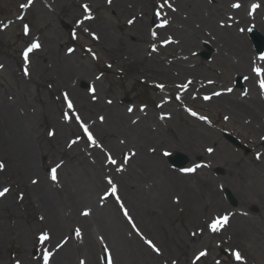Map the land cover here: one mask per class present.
Returning a JSON list of instances; mask_svg holds the SVG:
<instances>
[{
	"label": "rangeland",
	"instance_id": "1",
	"mask_svg": "<svg viewBox=\"0 0 264 264\" xmlns=\"http://www.w3.org/2000/svg\"><path fill=\"white\" fill-rule=\"evenodd\" d=\"M225 1L227 14L241 17L238 10L245 8L250 16L236 25L241 44L216 33L195 38L177 31L186 25L191 2L180 10L175 0H139L123 11L114 0H0V191L8 189L0 197V264H46L51 258L52 230L33 192L42 177L58 190L69 226L65 247L75 264H87L92 239L100 242L102 264L124 260L100 230L87 233L88 211H80L83 205L64 184L76 171L91 184L93 178L106 181L95 195L101 207L115 185L113 210L138 242L156 248L159 264H264V137L215 99L229 90L233 97L254 96L264 110V76L254 71L264 70V55L249 33L255 27L264 36L255 21L264 20V0H256L254 10V0ZM33 43L40 47L25 60ZM242 64L248 69L238 71ZM137 136L145 137L143 155L126 144ZM180 142L188 154L176 150ZM115 143L126 146L115 150ZM177 153L187 158L182 169L170 161ZM27 159L36 172L27 170ZM134 199L143 205L139 222L130 213ZM225 215L228 222L213 232V221ZM44 234L48 239L41 242ZM130 246L137 263L146 264L140 244ZM200 252L206 255L197 259Z\"/></svg>",
	"mask_w": 264,
	"mask_h": 264
},
{
	"label": "bare ground",
	"instance_id": "2",
	"mask_svg": "<svg viewBox=\"0 0 264 264\" xmlns=\"http://www.w3.org/2000/svg\"><path fill=\"white\" fill-rule=\"evenodd\" d=\"M180 4V10L186 9L191 2L193 5V10L190 11V16L186 18V25L183 24L181 29L176 28L177 31H180V33H187L192 37L197 38L199 35L204 36L206 38H211V36L216 33L219 34L220 38L223 39H231L234 43H240L241 44V35L236 30V25L238 24V21H249L250 16H247L245 8L239 9L238 14L241 17L231 16L227 14V10L223 6H228L226 4L225 0H175ZM115 9L117 10H123V11H129L132 10V8L138 7L140 5L139 0H114ZM254 2H257L254 0L251 4L253 6L255 5ZM256 10V14H257ZM255 14V15H256ZM147 17L151 16L150 12H146ZM179 16V14H178ZM152 17V16H151ZM180 17V16H179ZM206 17V18H205ZM238 18V19H237ZM258 18V15H257ZM209 22H207V21ZM230 20H233L230 21ZM146 19L142 20V24L144 27H146ZM202 24V27H199V23ZM255 21L264 28V20L257 21L255 17ZM204 27H207L208 30L203 29ZM188 36V35H186ZM200 36V37H201ZM199 37V38H200ZM243 49L246 50L247 56L249 59L252 58L251 49L246 43L244 42ZM249 54V55H248ZM256 57V56H255ZM238 71H244L243 69H248V65L244 66L237 65ZM236 66V68H237ZM202 78V77H199ZM198 80V79H197ZM66 81V78H65ZM199 86L205 87V84L203 81L199 83ZM200 87V88H201ZM231 91L229 90L223 91L222 95L219 97H216L218 103H225L228 105L232 112L236 115L237 118L242 119L243 121H246L248 125L251 126L253 131L257 134H260L264 137V110L263 107L261 108L260 101L252 97H245L241 98L239 96H231ZM122 119H125L123 117ZM24 128V126H23ZM134 136V135H133ZM143 142H145L144 136H137V140H133L132 137H130V140L126 142V144H133L136 146L135 149L140 150V154L143 155L145 150V145H141ZM126 144H118L115 143L114 147L115 150H121L126 146ZM179 147H176V150L183 151L184 153L188 154L187 144L179 143ZM136 151V150H135ZM125 154V152H124ZM135 156V154H134ZM127 158L128 161L133 160V156H129V154L125 155V159ZM27 170L30 172H36L37 171V165L35 162H31L27 159L26 162ZM112 165V164H111ZM103 166L98 167V169L102 172ZM146 172V171H145ZM178 175L183 179L185 176L181 173ZM191 172V171H190ZM188 173V175L190 174ZM82 173H79V171H76L75 174H71L67 176V179L65 180V185L67 184L68 187H66L69 190V194L71 196H74L78 201L79 204L82 206L80 209L81 212L84 210H87L88 213L86 216L89 215V217H85L83 219L84 222H88L86 226V231L90 235V237H93L95 235L96 229L100 230V233L104 235V237L109 241V243L112 245L114 249H116L117 253L123 257L124 260L120 261V264H138L136 261V258L132 255L131 250L133 247L130 246L131 242H135L136 244H140L141 251L140 253V259L144 260L145 263L149 264H159L160 263V256L159 252L156 251V248L154 246L153 249L146 248L147 246H143V243L138 242L136 240L139 239V235H135V232H131L126 227V223L117 215V213L113 210L114 206L113 204L116 202V196L111 195V199H108V202L101 207V205L98 203L101 201L97 199L95 201V195L98 189H100L101 186L106 184V181L102 180V177H100L99 182L97 179L93 178L92 184L88 181H84L82 178ZM68 177H73L77 179L75 182H69ZM105 179V178H104ZM41 182L35 186L34 191L37 195V199L40 202V209L43 211L44 215L46 216V219H48V224L50 225V228L52 230V237L49 239V242H52V253L51 258L49 259V262L46 264H75V257L72 252L70 253L67 249L69 247H65V245L70 246V240H66L67 235H63L66 233V229H68L69 226L66 225V218H65V210L62 209L61 204L59 203V200L55 197V192L58 190H53L50 181L46 178L42 177L40 179ZM186 187L189 189L194 188L193 185L190 183H186ZM230 187V186H228ZM231 188V187H230ZM139 190L138 186L134 185V190ZM232 191L234 195H238L236 189L234 186H232ZM157 199V198H156ZM135 200V199H134ZM106 206V207H105ZM111 206V207H110ZM141 200H135V202H132V208L130 209V213H134L136 219H138L139 222V216L143 211ZM113 207V208H112ZM111 209V210H110ZM75 214V213H74ZM76 215V214H75ZM77 216V215H76ZM124 217V216H123ZM124 219L127 221V219L124 217ZM229 223H231L229 221ZM98 224L96 227L95 225ZM137 224V221H136ZM138 228L140 227L139 224L136 225ZM60 235H63L64 237L61 238V240L53 245V240H56V238ZM132 236V237H131ZM22 240H24L26 243L28 242V237L22 236ZM30 248H35L34 244H30ZM63 248V249H62ZM100 242L98 240L92 239L90 243V247L88 249V258H87V264H102L100 261ZM105 252V251H104ZM106 253H108L106 251ZM129 253L132 255L130 256ZM28 253H26V256ZM97 257V259H96Z\"/></svg>",
	"mask_w": 264,
	"mask_h": 264
},
{
	"label": "snow or ice",
	"instance_id": "3",
	"mask_svg": "<svg viewBox=\"0 0 264 264\" xmlns=\"http://www.w3.org/2000/svg\"><path fill=\"white\" fill-rule=\"evenodd\" d=\"M168 2V0H165V4ZM240 5H238V4H236V5H233V7H239ZM21 7L22 8H25V7H27V5L25 4V5H21ZM160 7L161 8H163L164 7V4H161L160 5ZM256 7H258V5H254L253 6V10L256 8ZM85 9L87 10V6L85 5ZM158 15L160 14V13H157ZM86 18H88V17H86ZM165 23H166V21H165ZM25 31L27 32V26H25ZM153 35H155V33H153ZM40 47V45L38 44V43H33L32 45H31V47H29L25 52H24V58H25V60H27V58H28V53L29 52H31L33 49H35V48H39ZM254 71L258 74V75H261V76H264V70H261V69H259V68H256V69H254ZM162 87V86H161ZM183 87H185V88H187V85H183ZM260 87H261V89L262 90H264V79H261L260 80ZM66 99H67V96H66ZM205 99H210V97H205ZM68 108L69 109H71L72 107H73V105H72V103L69 101L68 102ZM65 118L66 119H68L69 117L67 116V114L65 115ZM77 119H79L78 117H77ZM84 131H85V134L88 136V139L93 143V144H95L96 142H95V140H94V138H93V136H92V134L88 131V128H87V126L85 125L84 126ZM209 151H211V150H209ZM110 162L112 163V164H116L117 162L115 161V160H111L110 159ZM3 168V164H0V169H2ZM52 171V179L53 180H56V169L54 168V169H52L51 170ZM187 171H194V169H188ZM109 183H111V181H109ZM8 191V189H3L2 191H0V197H2V196H4L5 195V193ZM111 195H115L116 194V187H115V185H113L112 186V189H111V193H110ZM85 215L87 214V213H84ZM126 216L128 215V213H127V211L125 210V213H124ZM228 222V216L227 215H225V216H223V217H218V218H216L214 221H213V223L211 224V230L213 231V232H215V231H218L219 230V228L220 227H223V225L224 224H226ZM77 235H79L80 233H79V230H77V233H76ZM39 239H40V241L41 242H43V241H45V240H47L48 239V236H47V234H44V235H42L41 237H39ZM149 244H151V241H149ZM206 255V253L205 252H200L199 253V256L197 257V259H199V257H202V256H205ZM235 258L237 259V260H240L241 259V256H240V254H239V252H237V253H235ZM109 264H111V261L109 260Z\"/></svg>",
	"mask_w": 264,
	"mask_h": 264
},
{
	"label": "water",
	"instance_id": "4",
	"mask_svg": "<svg viewBox=\"0 0 264 264\" xmlns=\"http://www.w3.org/2000/svg\"><path fill=\"white\" fill-rule=\"evenodd\" d=\"M250 37L252 38L253 43H254L258 53L260 55H263L264 54V36L257 29H255L254 27H251L250 28ZM203 56L204 57H209L210 53L209 52H204ZM240 82H241V78H239V83ZM227 136L232 142L239 144V141H238L237 138H235L232 135H227ZM170 161L175 166L183 167L185 165L186 161H187V158L183 154L177 153L175 156H171L170 157ZM230 197L235 202V200L233 199L231 194H230Z\"/></svg>",
	"mask_w": 264,
	"mask_h": 264
}]
</instances>
